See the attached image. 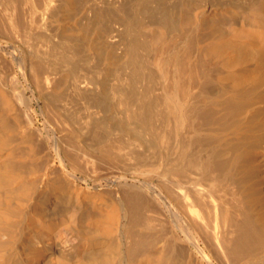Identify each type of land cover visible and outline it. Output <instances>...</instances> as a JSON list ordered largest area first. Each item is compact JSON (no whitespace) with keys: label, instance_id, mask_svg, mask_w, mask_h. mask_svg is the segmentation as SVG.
I'll list each match as a JSON object with an SVG mask.
<instances>
[{"label":"bare ground","instance_id":"bare-ground-1","mask_svg":"<svg viewBox=\"0 0 264 264\" xmlns=\"http://www.w3.org/2000/svg\"><path fill=\"white\" fill-rule=\"evenodd\" d=\"M0 264H264V0H0Z\"/></svg>","mask_w":264,"mask_h":264},{"label":"rangeland","instance_id":"rangeland-1","mask_svg":"<svg viewBox=\"0 0 264 264\" xmlns=\"http://www.w3.org/2000/svg\"><path fill=\"white\" fill-rule=\"evenodd\" d=\"M41 118V117H40Z\"/></svg>","mask_w":264,"mask_h":264}]
</instances>
